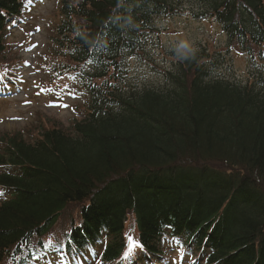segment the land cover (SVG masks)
I'll list each match as a JSON object with an SVG mask.
<instances>
[{"label":"trees","instance_id":"obj_1","mask_svg":"<svg viewBox=\"0 0 264 264\" xmlns=\"http://www.w3.org/2000/svg\"><path fill=\"white\" fill-rule=\"evenodd\" d=\"M32 2L0 0V54L7 24ZM58 2L51 40L74 65L89 64L87 99L65 130L0 135V264H30L52 247L89 259L99 243L97 262L112 264L126 247V222L147 254L168 239L197 264H264L259 83L217 75L216 62L193 52L176 55L166 85L120 86L125 56L139 54L158 34L156 18L180 14L185 2L192 17L221 27L228 47L258 57L263 0Z\"/></svg>","mask_w":264,"mask_h":264},{"label":"rangeland","instance_id":"obj_2","mask_svg":"<svg viewBox=\"0 0 264 264\" xmlns=\"http://www.w3.org/2000/svg\"><path fill=\"white\" fill-rule=\"evenodd\" d=\"M183 5L180 14L157 17L154 25L158 34L147 38L139 54L125 56L120 86L128 91L135 87L166 85L176 55L199 52L208 57L203 59L204 63L216 62L213 69L217 75L256 82L264 90V50L253 57L235 46L228 47L221 27L212 18L195 19L186 2ZM59 19L58 0H34L24 8L19 19L7 24L5 50L0 54V59L5 60L0 70V135L22 132L25 137L33 138L43 128L54 125L65 130L74 117L82 116L81 107L87 99L82 77H87L90 66L74 65L64 55L65 49L52 42ZM7 82L11 85L7 86ZM208 165L224 167L216 161ZM70 215L73 220L79 216L77 211ZM126 223V239L133 240L135 230L130 228V222ZM165 243L162 262L168 264V260L180 256L177 252L181 249L177 242ZM52 248L55 250L51 249L33 264H65L63 254H57L58 248ZM101 249L99 245L95 250L100 252ZM89 253L93 257V253ZM12 262L8 258L3 264ZM92 262L99 264L95 257ZM177 263L191 264L185 258Z\"/></svg>","mask_w":264,"mask_h":264},{"label":"snow or ice","instance_id":"obj_3","mask_svg":"<svg viewBox=\"0 0 264 264\" xmlns=\"http://www.w3.org/2000/svg\"><path fill=\"white\" fill-rule=\"evenodd\" d=\"M135 247H141L142 245H137L135 242L132 241V238L129 237V247H128V251L131 252L133 250V248Z\"/></svg>","mask_w":264,"mask_h":264}]
</instances>
